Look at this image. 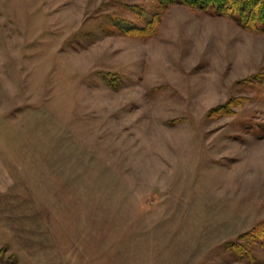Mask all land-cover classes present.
Returning <instances> with one entry per match:
<instances>
[{
    "label": "rangeland",
    "instance_id": "rangeland-1",
    "mask_svg": "<svg viewBox=\"0 0 264 264\" xmlns=\"http://www.w3.org/2000/svg\"><path fill=\"white\" fill-rule=\"evenodd\" d=\"M262 70L227 16L0 0V264H264Z\"/></svg>",
    "mask_w": 264,
    "mask_h": 264
},
{
    "label": "trees",
    "instance_id": "trees-1",
    "mask_svg": "<svg viewBox=\"0 0 264 264\" xmlns=\"http://www.w3.org/2000/svg\"><path fill=\"white\" fill-rule=\"evenodd\" d=\"M156 3L161 9L180 4L210 15L227 16L237 24L250 28L251 31L264 33V0H156ZM259 74L264 83V71ZM255 228L263 230L264 221L259 222ZM257 237L264 242V232H260V236ZM236 245L240 247L239 244ZM237 250L242 254L246 252L241 251V247ZM246 256L249 262L253 261L252 254Z\"/></svg>",
    "mask_w": 264,
    "mask_h": 264
}]
</instances>
